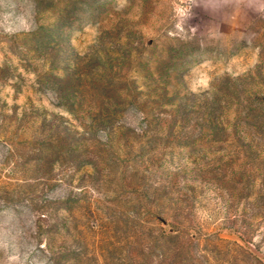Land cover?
Returning a JSON list of instances; mask_svg holds the SVG:
<instances>
[{"label": "rangeland", "instance_id": "1", "mask_svg": "<svg viewBox=\"0 0 264 264\" xmlns=\"http://www.w3.org/2000/svg\"><path fill=\"white\" fill-rule=\"evenodd\" d=\"M0 264H264V0H0Z\"/></svg>", "mask_w": 264, "mask_h": 264}]
</instances>
